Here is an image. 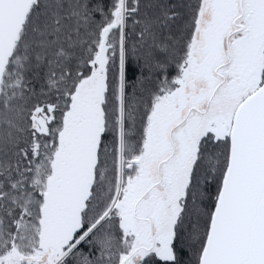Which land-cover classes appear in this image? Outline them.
Returning <instances> with one entry per match:
<instances>
[{"label": "snow or ice", "instance_id": "snow-or-ice-1", "mask_svg": "<svg viewBox=\"0 0 264 264\" xmlns=\"http://www.w3.org/2000/svg\"><path fill=\"white\" fill-rule=\"evenodd\" d=\"M0 264H264V0H0Z\"/></svg>", "mask_w": 264, "mask_h": 264}, {"label": "trees", "instance_id": "trees-1", "mask_svg": "<svg viewBox=\"0 0 264 264\" xmlns=\"http://www.w3.org/2000/svg\"><path fill=\"white\" fill-rule=\"evenodd\" d=\"M133 67H135V65H133ZM188 250H185L183 253H181V255L183 256L184 259H187L188 257Z\"/></svg>", "mask_w": 264, "mask_h": 264}]
</instances>
